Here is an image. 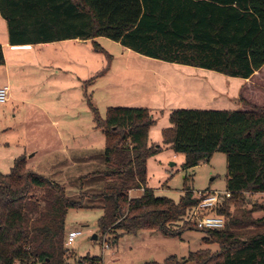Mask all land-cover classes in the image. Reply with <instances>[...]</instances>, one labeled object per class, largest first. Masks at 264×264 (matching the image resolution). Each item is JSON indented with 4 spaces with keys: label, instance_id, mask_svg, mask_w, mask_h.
<instances>
[{
    "label": "trees",
    "instance_id": "16d2710c",
    "mask_svg": "<svg viewBox=\"0 0 264 264\" xmlns=\"http://www.w3.org/2000/svg\"><path fill=\"white\" fill-rule=\"evenodd\" d=\"M0 15L11 45L80 39L100 49L94 39L106 37L146 57L243 79L264 65V0H0ZM240 101L245 109H173L170 126L162 130L163 143L183 154L184 169L209 161L215 152L226 156L225 190L232 196L216 208L225 226L208 229L185 220L200 201L192 189L185 186L174 201L147 185V160L161 149L149 141L155 123L150 110L110 106L101 118L88 98L105 140L103 169L97 173L103 183L95 197L102 209L97 240L113 230L178 235L195 229L218 250L141 264H264V215L233 217L229 211L241 193H264V105ZM134 190L141 194L132 196ZM82 206L60 183L28 168L25 155L15 158L9 173L0 172V264H69L75 256L65 245L66 215ZM113 235L107 242L120 237ZM74 260L103 263L98 256Z\"/></svg>",
    "mask_w": 264,
    "mask_h": 264
},
{
    "label": "rangeland",
    "instance_id": "374dc122",
    "mask_svg": "<svg viewBox=\"0 0 264 264\" xmlns=\"http://www.w3.org/2000/svg\"><path fill=\"white\" fill-rule=\"evenodd\" d=\"M2 36L4 29L0 25V39ZM94 41L100 49H95L91 40H70L65 43L62 58L49 61L53 66L42 70L34 66L33 51L17 50L9 54L6 47L10 71L20 79L21 70H26L28 75L20 83L11 74L13 83L21 87L25 99L14 101L0 113V172L9 173L15 158L34 153L27 158L28 168L60 183L69 198L82 200V207L68 210L65 221L66 233L81 231V235L66 246L74 259L88 255L101 257L102 264H141L162 262L170 255L186 256L204 248L218 250L214 243L205 244L202 238L206 234L195 229L184 230L178 235H165L158 230H141L136 234L113 230L102 235V239L92 238L98 233L97 219L102 214L101 202L95 197L103 183L97 173L103 169L105 140L102 131L95 126L88 98L101 118L105 117L110 106L150 110L155 123L149 141L161 149L147 160V185L157 196L174 201L183 195L185 186L194 194L198 191H224L227 167L225 154L215 152L209 161L184 169L183 154L173 152L162 141V130L170 126V109H235L233 99L227 94L228 77L222 73L136 54L106 37H96ZM129 54L131 57L128 58L126 55ZM2 79L4 73H0ZM189 81L196 87L189 88ZM252 84L254 97L248 99L242 90L240 98L262 105L259 98L263 95L264 65L257 70ZM182 88L188 89L182 92ZM191 90L200 92L201 96L197 92L199 100ZM49 118L56 119L57 125L52 126ZM58 131L62 135H58ZM59 138L70 149L72 159L78 162L76 165L70 164V156H53L45 151L49 139L58 141ZM87 160L90 161L86 163ZM132 192V196L139 193ZM229 211L233 217H241L243 212L253 219L262 217L264 193H241L230 203ZM183 220L184 217L176 227H181ZM113 234L120 237L111 244L107 240ZM74 259L71 258L69 263L75 264Z\"/></svg>",
    "mask_w": 264,
    "mask_h": 264
},
{
    "label": "crops",
    "instance_id": "0c3cea01",
    "mask_svg": "<svg viewBox=\"0 0 264 264\" xmlns=\"http://www.w3.org/2000/svg\"><path fill=\"white\" fill-rule=\"evenodd\" d=\"M0 25L3 27L4 29V36L1 37L0 39V45L2 46V51H3V56H4V64L0 65V68L4 69V70H0V73H4V79L0 80V86L3 85H7L9 87V95H8V99L6 100V102L0 104V109H3V111L0 113L5 112V110L9 107V105L11 103H13L14 101H21L23 99H25L23 97V91L21 89V87L17 86L16 84L13 83V79L11 74L17 79L16 81H20V83L22 82V80L24 79V76L28 75L26 73V70H21L20 75L22 76L21 79L20 77H18L19 75H17L16 73H12L10 71V67L8 64V57L6 54V47L8 49L9 54H14L15 51L17 50H26V51H33V56L36 60V65L35 68H39V70H42L44 67L48 66H53L49 64V61H56V58H62L61 54L63 55V52L66 48L65 43L69 42L70 40H61V41H53V42H49V43H39V44H32V45H11L8 41V33H7V26H6V22L5 20L1 17L0 15ZM71 40H77V41H88V40H80V39H71ZM125 48V47H124ZM127 49V48H126ZM129 50V49H128ZM131 53V52H130ZM135 53V52H134ZM137 54V53H136ZM129 55H126L128 58L131 57ZM46 64V65H45ZM29 66H32L31 64ZM257 74V71L254 72V74L252 76H250L249 78L243 79V78H239V77H230L227 76L228 80L227 82V94L229 99H233V108L235 109H245L246 107L243 105V103L240 101V94L242 90H245L246 94L248 95V99H251L254 97V93H255V88L254 86H252V79L255 77V75ZM189 88L191 87H196V86H192L191 81H189ZM203 85H201L202 87ZM188 89V88H182V92L183 90ZM262 89V93L264 95V86L261 88ZM197 90L192 91L191 93L195 96V98L198 97V100L200 99L199 95L201 96L200 92H198L199 95H197ZM41 93V92H40ZM181 92H179L180 94ZM263 95L261 97H263ZM251 97V98H249ZM259 98L261 100V104L264 105V98ZM30 98V97H29ZM183 98V96L180 97V99ZM185 98H188L187 95H185ZM194 98V99H195ZM27 100V99H26ZM184 101H188L186 99H182ZM194 102H197L195 100H193ZM248 102V100H246ZM193 103V102H192ZM253 103V102H252ZM194 104H198V103H194ZM178 108V107H176ZM175 107H172V109H170L171 111L173 109H176ZM232 110V109H230ZM45 112V111H44ZM50 119L51 124H53L52 126H54L55 124L57 125V120L56 119ZM151 131V129H150ZM149 131V133H150ZM58 135H62V133L60 131H58ZM60 140V138L58 139V141ZM55 141L54 140H48L47 146L45 147V151L51 152L53 156H60V157H64V156H70L71 154L69 153V148L67 147L66 144H62L61 141ZM34 153H32L33 155ZM32 155H29L27 158H30ZM28 161V160H27ZM90 160H87L86 163H88ZM78 162H76L74 159L70 160V164L72 165H76ZM174 163L171 162V165H173ZM134 191H139L138 194H135L134 196H139L140 190H134ZM133 191V192H134ZM132 192V193H133Z\"/></svg>",
    "mask_w": 264,
    "mask_h": 264
},
{
    "label": "built area",
    "instance_id": "2783aa9c",
    "mask_svg": "<svg viewBox=\"0 0 264 264\" xmlns=\"http://www.w3.org/2000/svg\"><path fill=\"white\" fill-rule=\"evenodd\" d=\"M9 95L7 85L0 86V104L6 102ZM200 201L191 207L185 217L197 228L221 229L225 226V221L221 215L216 213V208L225 200L232 196V192L220 191H198L196 194ZM81 235L79 230H71L67 233L65 245L71 244L76 237ZM18 264V263H17ZM70 264V263H69ZM76 264V263H75Z\"/></svg>",
    "mask_w": 264,
    "mask_h": 264
},
{
    "label": "water",
    "instance_id": "95a60500",
    "mask_svg": "<svg viewBox=\"0 0 264 264\" xmlns=\"http://www.w3.org/2000/svg\"><path fill=\"white\" fill-rule=\"evenodd\" d=\"M92 238H93V239H96V238H97V235H96V234H94V235L92 236Z\"/></svg>",
    "mask_w": 264,
    "mask_h": 264
}]
</instances>
